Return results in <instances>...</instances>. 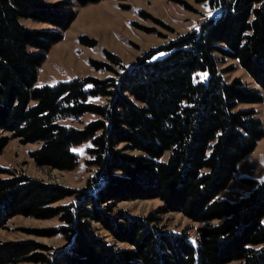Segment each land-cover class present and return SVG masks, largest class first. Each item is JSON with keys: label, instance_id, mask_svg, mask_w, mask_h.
I'll use <instances>...</instances> for the list:
<instances>
[{"label": "trees", "instance_id": "obj_1", "mask_svg": "<svg viewBox=\"0 0 264 264\" xmlns=\"http://www.w3.org/2000/svg\"><path fill=\"white\" fill-rule=\"evenodd\" d=\"M100 1L0 0V152L12 132L41 143L31 152L39 166L72 170L79 163L73 148L90 141L96 167L77 201L64 206L54 203L75 194L68 188L0 179V227L18 214L60 215L67 226L40 232L72 240L55 255L34 252L35 241L0 242V264H264V180L238 201L220 197L264 137L256 111L240 108L263 94L239 78L227 81L217 58L238 61L264 88V0H209L216 15L129 67L108 53L122 71L93 62L113 76L37 86L47 52L76 17L74 5ZM22 19L54 28L32 29ZM86 113L98 117L83 128L61 122ZM152 197L164 201V212L206 224L195 241L154 215L113 214L116 201ZM92 221L131 247L105 241Z\"/></svg>", "mask_w": 264, "mask_h": 264}, {"label": "rangeland", "instance_id": "obj_2", "mask_svg": "<svg viewBox=\"0 0 264 264\" xmlns=\"http://www.w3.org/2000/svg\"><path fill=\"white\" fill-rule=\"evenodd\" d=\"M46 1L52 4L58 0ZM73 8L76 17L70 27L63 31V39L47 52L45 61L38 69L37 86L54 85L60 81L85 77L105 79L113 76L112 71L96 69L93 62H107L116 71H122L121 66L108 58V53L117 55L122 64L129 67L139 57L167 45L217 13V9L210 5L209 0H101L85 6L75 4ZM209 12L211 15L208 14ZM22 22L32 29L54 28L46 22L31 19H22ZM217 58L219 70L227 81L239 78L249 87L257 88L263 94L262 102L242 104L240 108L254 109L256 117L264 126V88L256 84L238 61L224 59L220 55H217ZM95 102L103 104L105 98ZM97 117L86 113L78 120L69 118L61 122L83 128L86 123ZM5 135L10 136V140L0 152V179H31L63 186L75 193L84 190L95 174L96 167L89 164L92 160L88 152L91 147L90 141L73 148L79 155V163L74 169L60 170L39 166L35 162L31 152L40 148L41 143H24L20 138L13 136L12 132H5ZM122 147L123 144L118 146V148ZM262 180H264V137L258 142L255 150L240 162L234 178L220 193V197L238 201L255 188L256 181ZM76 201L75 193L54 203V206L70 205ZM164 207V201L156 197L122 200L115 202L113 214L154 215L158 218V225L174 232L186 231L191 240L195 241L198 228L206 224L196 222L182 212H164ZM60 217L58 215L44 219L23 214L12 216L0 227V242L35 241L41 246L34 249V252L55 255L69 246L72 240L64 233L47 235L40 231L67 226ZM92 226L105 241L119 247H131L128 243L117 241L101 223L92 221ZM32 252L28 255H32ZM17 264L39 263L21 261ZM227 264H240V262Z\"/></svg>", "mask_w": 264, "mask_h": 264}, {"label": "snow or ice", "instance_id": "obj_3", "mask_svg": "<svg viewBox=\"0 0 264 264\" xmlns=\"http://www.w3.org/2000/svg\"><path fill=\"white\" fill-rule=\"evenodd\" d=\"M209 15H211V12L208 13ZM206 75V74H205Z\"/></svg>", "mask_w": 264, "mask_h": 264}]
</instances>
